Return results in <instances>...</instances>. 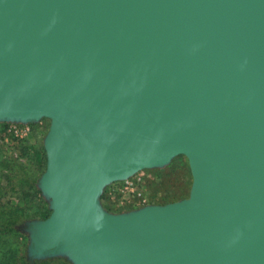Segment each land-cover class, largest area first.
I'll return each instance as SVG.
<instances>
[{
	"label": "water",
	"instance_id": "1",
	"mask_svg": "<svg viewBox=\"0 0 264 264\" xmlns=\"http://www.w3.org/2000/svg\"><path fill=\"white\" fill-rule=\"evenodd\" d=\"M50 120L28 255L264 264V0H0V120ZM184 155L188 196L103 190Z\"/></svg>",
	"mask_w": 264,
	"mask_h": 264
},
{
	"label": "rangeland",
	"instance_id": "2",
	"mask_svg": "<svg viewBox=\"0 0 264 264\" xmlns=\"http://www.w3.org/2000/svg\"><path fill=\"white\" fill-rule=\"evenodd\" d=\"M11 125L28 127V131L22 135L15 134ZM49 125L48 118L32 122L0 120V223L12 217L20 220L16 231L0 236V264H5L4 260L9 264H19L24 255L28 256L29 234L26 231V222L42 219L39 213L45 207L49 209L48 200L38 187V179L46 167L43 140ZM136 173L142 176L139 189L144 202L115 192L113 188L120 182L116 181L103 190L105 203L111 210L104 207L105 209L123 212L147 204H161L159 199L163 195H167L172 199L169 202H172L189 194L192 176L184 155L174 157L166 165ZM101 202L103 205L104 199ZM56 257H62L72 264L63 256ZM48 258L54 257L34 260L38 261L36 264H64L46 260Z\"/></svg>",
	"mask_w": 264,
	"mask_h": 264
},
{
	"label": "trees",
	"instance_id": "3",
	"mask_svg": "<svg viewBox=\"0 0 264 264\" xmlns=\"http://www.w3.org/2000/svg\"><path fill=\"white\" fill-rule=\"evenodd\" d=\"M44 155H45V152H44ZM102 199H104V202H103L104 207H106L108 210H111L110 207H109V205L105 203L106 200H105L104 194L101 195V200ZM159 200H161L160 201L161 204H164V203L169 202L172 199H169V197L167 195H163L162 197H160ZM154 202H157V201H154ZM49 214H50V210L47 207H45L39 213V215H40L39 217L42 218V219H44ZM6 220H7L6 222L4 221V222L0 223V236L1 235H6V234H9L11 232L16 231L17 230V226L20 223V220H18L17 218H14V217L8 218ZM10 257H11V259H13L12 258L13 257L12 254H11ZM46 260H48V261H56V262L59 261V262H62L64 264H70L66 259H64L62 257L48 258ZM46 260H44V261H46ZM3 263L9 264V263L6 262V260H4ZM18 263L19 264H36V263H38V261L34 260V257L32 255H28V256L27 255H24L21 258L20 262H18Z\"/></svg>",
	"mask_w": 264,
	"mask_h": 264
},
{
	"label": "built area",
	"instance_id": "4",
	"mask_svg": "<svg viewBox=\"0 0 264 264\" xmlns=\"http://www.w3.org/2000/svg\"><path fill=\"white\" fill-rule=\"evenodd\" d=\"M11 129L15 132V134H25L28 131V127H21L17 125H11ZM142 181V176L139 173H136L129 178L121 180L118 185H116L113 190L119 194H125L128 196L135 197L138 201L141 200L144 202V197L139 189V184Z\"/></svg>",
	"mask_w": 264,
	"mask_h": 264
}]
</instances>
